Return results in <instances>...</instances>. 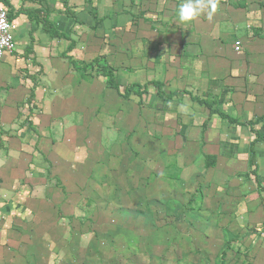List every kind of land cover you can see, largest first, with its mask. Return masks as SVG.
<instances>
[{
    "label": "rangeland",
    "instance_id": "1",
    "mask_svg": "<svg viewBox=\"0 0 264 264\" xmlns=\"http://www.w3.org/2000/svg\"><path fill=\"white\" fill-rule=\"evenodd\" d=\"M220 3L219 6H224ZM233 3L239 7L238 1ZM121 19L119 28H105L104 32L88 27L86 35L98 38V42L83 46L100 48L93 50L91 56L97 54L100 65L107 61L108 67L121 70L120 77L115 75L117 83L132 82V77L122 73L131 69L138 74L134 81L144 86L146 92L139 97L130 94L128 98L125 94L116 97V93L104 92V102L91 110L90 121H94L76 125L82 127L87 172L95 183L87 191L92 196L86 202L82 199L80 207L73 210L72 216L80 219L76 222L71 219L66 225L69 227L65 228L66 244L64 236L58 237L57 244L54 247L49 244L48 252L32 263L264 264V177L256 178L264 173V133L260 128L261 136L253 132L259 126L255 119L264 114V43L259 48L260 56L253 57L255 54H246L242 49L234 51L233 40L242 35L247 37L248 42L244 43L247 50L254 33L253 27L247 35L242 34L243 27L234 22L233 37L225 39L226 54L221 55L235 64L248 60L253 63V70L242 72L237 68L232 77L228 63L208 65L212 72L217 73L220 68L225 78L222 83L211 85L210 100L214 104L218 100L217 106L245 124V128L216 117L209 124L213 133L218 131L214 138H200L198 126L186 127L184 139L179 131L186 123L180 121L183 125H176L173 115L161 120L162 106L154 98L149 99L150 94H155L152 73L166 66L167 76L174 75L171 66L182 64L177 58L180 49H175L170 41L158 40L154 27L147 26L149 33L145 35L139 27L127 28L126 16ZM95 64L91 62L88 69L93 77ZM123 90L121 86L120 93ZM91 96L95 99L94 94ZM112 100L114 108L110 105ZM251 121L255 123L252 126L248 124ZM221 125L227 127L226 133H219ZM135 135L137 141H133ZM210 143L212 146L207 147ZM251 145L253 152L249 149ZM202 148L216 153L213 167L205 164ZM144 150L149 152L145 159ZM252 153L256 169L250 165ZM210 181L208 185L206 182ZM144 183L153 186L154 199L131 196L132 192L141 193ZM247 210L254 213L248 214Z\"/></svg>",
    "mask_w": 264,
    "mask_h": 264
},
{
    "label": "crops",
    "instance_id": "2",
    "mask_svg": "<svg viewBox=\"0 0 264 264\" xmlns=\"http://www.w3.org/2000/svg\"><path fill=\"white\" fill-rule=\"evenodd\" d=\"M218 1L224 6L218 5L211 19L205 12L183 23L177 15L183 0H0L14 24L15 40V48L0 56V264H33V259L48 252L49 244H53L52 247L57 244L58 237L64 236L66 244L65 228L69 229L66 225L71 219L73 222L80 219L72 216L73 210L80 207L82 199L86 202L92 196L87 195V191L95 186L87 172L86 146L81 144L82 127L76 125L89 123L91 110L104 102L105 93L124 97L120 87L125 91L129 85L142 92L138 95L134 89L126 98L130 94L139 97L146 92L144 86L134 81L138 74L131 69L122 73L133 81L125 85L117 83L115 75L120 77L121 70L108 67L107 61H103L104 65L112 73L118 89L105 83L99 70L100 59L97 54L91 56L93 50L100 51V48L83 46V43L98 42V38L86 35L88 27L102 32L105 28H119L121 18L126 16L127 28L139 27L138 30H144L146 35L149 33L147 26L154 27L153 33L158 40L170 41L175 49H180L177 58L182 64L176 68L171 66L174 75L167 76L166 66L152 73L155 94H150L149 99L154 98V102L162 106L161 120L173 115L176 125L186 123L179 131L184 139L186 127L198 126L200 138H214L218 131L213 133V126L209 124L214 123L216 117L245 128V124L235 121V117L217 106L218 100L215 104L210 100L211 85L220 84L225 78L220 68L216 73L208 65L228 63L232 77L237 68L242 72L253 70V63L248 60L235 64L221 54H226L223 44L226 38L232 39L235 22L243 27L245 35L254 27L250 36L252 44L247 50L244 49L247 37L237 38L242 40H239L242 51L255 54L253 57L260 56L259 48L264 43V0ZM233 1H238V8ZM91 62H98L95 77L88 72ZM180 91L185 94L181 95ZM211 110H219L227 117ZM263 116L255 119L259 126L254 134H261L259 128L264 133ZM228 118L234 122H229ZM220 127L219 133L227 132V127ZM136 136L133 141H137ZM202 152H205L203 148ZM143 154L145 159L149 152L144 150ZM204 156L207 167H213L216 153L207 151ZM257 177L262 179L264 173ZM98 181L96 184L103 192ZM146 183L141 186V193H131L134 199H154L153 186ZM206 183L210 185L211 181ZM247 213L254 212L247 210Z\"/></svg>",
    "mask_w": 264,
    "mask_h": 264
},
{
    "label": "clouds",
    "instance_id": "3",
    "mask_svg": "<svg viewBox=\"0 0 264 264\" xmlns=\"http://www.w3.org/2000/svg\"><path fill=\"white\" fill-rule=\"evenodd\" d=\"M218 9V0H183L178 8V19L183 23H189L207 12L208 18Z\"/></svg>",
    "mask_w": 264,
    "mask_h": 264
},
{
    "label": "built area",
    "instance_id": "4",
    "mask_svg": "<svg viewBox=\"0 0 264 264\" xmlns=\"http://www.w3.org/2000/svg\"><path fill=\"white\" fill-rule=\"evenodd\" d=\"M14 24L7 17L6 8L0 4V56L5 52H10L15 48ZM240 41L235 40L233 43L234 51L240 50Z\"/></svg>",
    "mask_w": 264,
    "mask_h": 264
},
{
    "label": "trees",
    "instance_id": "5",
    "mask_svg": "<svg viewBox=\"0 0 264 264\" xmlns=\"http://www.w3.org/2000/svg\"><path fill=\"white\" fill-rule=\"evenodd\" d=\"M72 47V43H71V45H69V48H71ZM96 63H98V62H96ZM99 70H100V74L105 78V83L107 84V85H109V87H111V88H114V89H118V86L114 83V81H113V78H112V73L110 72V71H107L106 70V66L104 65V64H102L100 67H99ZM134 87L135 86H133V85H129L128 87H126L125 88V91H124V94L125 95H128V93L129 92H131V91H135L134 90ZM138 95H140V92H138L137 90L135 91ZM32 96V95H31ZM212 112H216L219 116H221V117H227L225 114H223L221 111H219V110H211ZM263 118H264V116H263ZM228 120H229V122H234V119H229L228 118ZM256 136H261L259 133H256L255 134ZM262 137H263V135H262ZM264 138V137H263ZM250 150H251V152H253L254 151V149L252 148V145L250 146V148H249ZM256 160H255V157H254V154L252 153L251 154V160H250V165H253L254 166V168H256V166L254 165V164H256V162H255ZM256 178H257V175H256Z\"/></svg>",
    "mask_w": 264,
    "mask_h": 264
}]
</instances>
